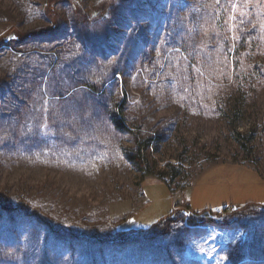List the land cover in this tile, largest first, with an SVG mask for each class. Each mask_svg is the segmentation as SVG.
I'll use <instances>...</instances> for the list:
<instances>
[{"label":"rangeland","instance_id":"obj_1","mask_svg":"<svg viewBox=\"0 0 264 264\" xmlns=\"http://www.w3.org/2000/svg\"><path fill=\"white\" fill-rule=\"evenodd\" d=\"M0 264H264V0H0Z\"/></svg>","mask_w":264,"mask_h":264},{"label":"trees","instance_id":"obj_2","mask_svg":"<svg viewBox=\"0 0 264 264\" xmlns=\"http://www.w3.org/2000/svg\"><path fill=\"white\" fill-rule=\"evenodd\" d=\"M100 14V13H98ZM91 19V18H89ZM17 37L15 36H11L10 38H7L6 41H14L16 40ZM113 123H114V126L117 130H124L126 129V127L124 126L123 122H122V119L120 117H118V114H115V117H113ZM134 148H132L130 150V154L128 155V159L131 161V162H136L140 165V168L141 170H144V166L147 165V157H146V150L147 148L149 147L150 145V140L149 139H141V138H135V141H134ZM145 174H148L149 172L144 170ZM165 176L163 173L159 174V177L162 178L163 180H165V182L167 183V185L169 186V183L168 181L165 179ZM172 214V213H171ZM170 214V216H171ZM171 221L170 217L168 216L167 218L165 219H162L159 223H169ZM158 224L154 225V226H157ZM153 226V227H154ZM129 243V242H128ZM126 244H123L121 246H124ZM234 257H237L239 258V256L237 254H235Z\"/></svg>","mask_w":264,"mask_h":264},{"label":"crops","instance_id":"obj_3","mask_svg":"<svg viewBox=\"0 0 264 264\" xmlns=\"http://www.w3.org/2000/svg\"><path fill=\"white\" fill-rule=\"evenodd\" d=\"M204 176H205V174H203ZM187 201V205L189 206V208H190V201H188V200H186ZM237 203V202H236ZM238 204V206H242V205H240V202H238L237 203ZM232 205V204H231ZM263 205V204H262ZM235 206H237V205H235ZM190 210L192 211V209L190 208ZM215 210H217V209H215ZM193 212V211H192Z\"/></svg>","mask_w":264,"mask_h":264},{"label":"built area","instance_id":"obj_4","mask_svg":"<svg viewBox=\"0 0 264 264\" xmlns=\"http://www.w3.org/2000/svg\"><path fill=\"white\" fill-rule=\"evenodd\" d=\"M230 209H232V208H230Z\"/></svg>","mask_w":264,"mask_h":264}]
</instances>
